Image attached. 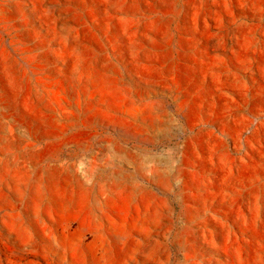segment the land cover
<instances>
[{
    "label": "rangeland",
    "instance_id": "obj_1",
    "mask_svg": "<svg viewBox=\"0 0 264 264\" xmlns=\"http://www.w3.org/2000/svg\"><path fill=\"white\" fill-rule=\"evenodd\" d=\"M0 264H264V0H0Z\"/></svg>",
    "mask_w": 264,
    "mask_h": 264
},
{
    "label": "bare ground",
    "instance_id": "obj_2",
    "mask_svg": "<svg viewBox=\"0 0 264 264\" xmlns=\"http://www.w3.org/2000/svg\"><path fill=\"white\" fill-rule=\"evenodd\" d=\"M116 153H117V152H116ZM115 155H116V154H115ZM153 172H155V171H153ZM153 172H152V173H153Z\"/></svg>",
    "mask_w": 264,
    "mask_h": 264
}]
</instances>
